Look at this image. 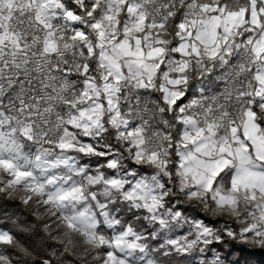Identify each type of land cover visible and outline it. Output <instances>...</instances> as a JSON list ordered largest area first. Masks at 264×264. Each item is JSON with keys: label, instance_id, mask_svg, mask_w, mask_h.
<instances>
[{"label": "snow or ice", "instance_id": "6c2138e0", "mask_svg": "<svg viewBox=\"0 0 264 264\" xmlns=\"http://www.w3.org/2000/svg\"><path fill=\"white\" fill-rule=\"evenodd\" d=\"M264 253V0H0V264Z\"/></svg>", "mask_w": 264, "mask_h": 264}, {"label": "trees", "instance_id": "16d2710c", "mask_svg": "<svg viewBox=\"0 0 264 264\" xmlns=\"http://www.w3.org/2000/svg\"><path fill=\"white\" fill-rule=\"evenodd\" d=\"M243 261H249L251 264H264V253L260 252H245L241 257Z\"/></svg>", "mask_w": 264, "mask_h": 264}]
</instances>
